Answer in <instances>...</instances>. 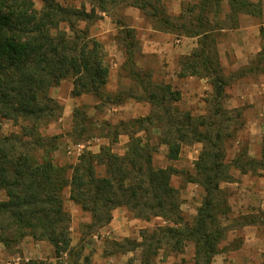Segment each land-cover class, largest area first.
<instances>
[{
	"label": "trees",
	"instance_id": "16d2710c",
	"mask_svg": "<svg viewBox=\"0 0 264 264\" xmlns=\"http://www.w3.org/2000/svg\"><path fill=\"white\" fill-rule=\"evenodd\" d=\"M40 1L41 7L35 0H0V191L6 195L5 200H0V242L10 246L31 236L53 246L57 264H92L83 255L82 247L72 244L71 216L63 201L64 190L70 187V198L91 214L96 226L108 225L112 212L119 207H126L138 218L157 216L172 222L142 235L143 242L135 243L142 248L143 264H150L165 244L178 253H184L190 245L194 248L192 264H213L228 230L221 218L231 211L221 184L233 179L232 165L242 173L264 170V150L261 159H250L246 148L235 163L225 160V142L234 134L228 124L229 111L223 106L229 79L216 47L217 33L227 27L215 23L223 13L224 0H199L179 16L170 15L161 0H89L90 12L66 7L59 0ZM120 4L140 9L154 30L199 38L198 47L180 58L178 77L207 79L212 87L211 98L206 100L210 113L195 117L180 109L177 104L181 91L136 67L134 53L128 47L125 55L132 61L130 77L140 93L138 96L133 89L129 94H115L114 102L120 105L125 97L137 98L154 105L159 114L131 122V127L137 129L128 133L130 141L125 154L102 146L98 153L81 154L75 165L59 166L51 155L57 147L55 138L42 132L62 110L51 90L71 78L73 96L111 97L103 91L111 70L105 46L87 31L78 30L75 21L89 19L97 10L108 12ZM228 5L226 20L232 23L229 27L238 25L241 13L260 14L258 3L250 0H228ZM62 23L68 24L74 35L55 33V27ZM124 33L123 41L135 40L133 29ZM261 33L264 37L263 28ZM263 51L250 70L264 73ZM78 117L76 110L77 126L93 124L86 113ZM6 121L18 129L5 134ZM157 122L159 126H154ZM145 123L163 128L157 143L168 147L170 160L179 159L183 145L203 144L195 162L194 182L203 188L204 197L191 222L184 221L171 184L175 171L154 165L157 148L150 143L152 137L143 126ZM83 128L81 135H89V130ZM141 131L147 135L138 136ZM68 169L72 170L70 178ZM8 232L13 235L10 237ZM125 242L129 244L128 240Z\"/></svg>",
	"mask_w": 264,
	"mask_h": 264
},
{
	"label": "rangeland",
	"instance_id": "374dc122",
	"mask_svg": "<svg viewBox=\"0 0 264 264\" xmlns=\"http://www.w3.org/2000/svg\"><path fill=\"white\" fill-rule=\"evenodd\" d=\"M35 1L38 7L42 6L40 0ZM59 1L66 7L85 8L88 12L92 8L89 0ZM161 1L164 9L172 16H179L186 8L199 2V0ZM225 3L226 0L223 1V12ZM179 7H181V12L176 14L174 9L177 8L178 11ZM258 8L259 15L262 16L264 13V0L258 2ZM223 16L224 13L218 17L215 23L227 27L231 26L230 19L223 20ZM210 17H212L211 14ZM75 22L78 30L87 31L90 36L99 39L105 46L109 55L111 70L109 82L103 91L111 97L104 96L100 99L91 94L73 96V81L71 78L61 82L59 86L51 90V96L59 103L62 110L59 112L60 116H57L55 120L43 127L42 132L48 137L54 136L55 138L57 147L51 155L57 165L67 167L75 165L81 154L84 152L98 153L102 146H111L114 153L125 154L130 141L128 133L130 131L135 132L137 129L131 127V122L136 119L133 112L142 110V107H147L149 115L159 114L154 105L137 98L125 97V101L120 105L114 102L115 94H129L133 89V93H140L138 88L135 89L137 84L130 77L132 61L127 59L125 55L128 47L134 53L133 63L136 64V67L143 69L145 73H151L150 76L154 80L170 83L174 89L181 91V101L177 104L180 109L190 111L195 117L209 115L210 104L206 100L211 98V85L207 81H200V78L195 76V78L186 79L185 83H181V80L174 78L172 75L174 70L176 71V68L179 67V60L183 54L175 52V49L150 56L144 53L146 47H143L142 34L147 33L150 36L156 34L147 32L148 30L144 31V29L154 28L151 20L140 9L120 4V6L109 9L108 12L97 10L89 19ZM123 28L125 30L133 29L135 40L123 41L125 37ZM261 28L264 29V25ZM54 32L57 34L66 32L68 35H74L68 24L65 23L56 26ZM174 37L178 38L175 34ZM183 38L185 37L182 36L180 39ZM132 42L134 44L130 46ZM181 43L176 41V45ZM262 49H264V37ZM261 57V65L264 68V56ZM257 61L258 56L252 63ZM252 63L244 68H233V71L230 69L231 72L227 73L229 84L226 88V98L223 100V106L229 111L228 116L231 119L228 124L232 126L231 131L234 134V137L225 142V160L227 163H235L239 159L242 150L246 148L250 159H261L263 156L264 128H262V134H259L262 136V141L258 147V140L253 136L251 130L252 123H250L249 117L251 104L246 103L238 108H228V104L232 103L231 96L233 95L229 87H232L237 80L245 76L260 79L258 74L262 72L249 69ZM76 110L79 111L78 118L83 117V113H86L89 119L93 121V124L89 123L83 126L89 130V135L83 137L80 132L83 127L74 124V111ZM159 124L157 122L154 126H159ZM143 126L149 129L151 133L149 137H152L150 143L157 148L153 154L155 167L171 168L172 171H175L171 177V184L178 196V203L184 221L191 222L197 215V210L201 206L204 197L203 188L194 182L197 178L195 162L203 150V144L195 142L183 145L179 159L170 160L168 158V147L157 143L163 128H154L152 123H145ZM17 129L12 122H4L3 131L5 134ZM117 132L120 133L118 136ZM137 135L145 137L147 134L141 131ZM252 151L257 152V154L252 153ZM241 159L239 162L243 163ZM230 171L233 177L230 182L245 183L241 179L243 177L241 170L232 165ZM99 172L104 174L101 170ZM71 173L72 170L68 169L69 178ZM249 173H251L252 178L259 181L257 178L263 174V170L259 169L255 173ZM249 180H247V184ZM221 186L227 193L231 211L227 216L221 218L223 226L228 230L220 243L219 253L214 257L213 264H264V210L255 208L263 199L258 196L260 195V185L259 187L255 186L254 193H257L256 196L258 197L254 201L256 205L253 208L255 209L251 212L246 211V209L243 211L238 204L239 197L242 196L243 191L245 192V190H241L244 187L241 188L237 184L228 185L227 182L222 183ZM70 190V187L64 190L63 201L64 208L71 216L72 244L81 246L83 255L88 256L92 264H143L142 248L136 247L137 243L143 242L142 235L145 236L157 231L160 227L172 225V222H167L162 217L152 216L149 219H142L136 217L126 207H119L112 212V220L108 225L96 226L92 222L91 214L84 211L70 198ZM5 199V192L0 191V200ZM175 200H177V197ZM8 235L11 237L13 234L8 232ZM126 240L129 241V244L125 242ZM133 248L134 250H131ZM193 256L194 248L190 245L184 253H178L171 246L165 244L159 250V253L150 260V264H192ZM0 263L57 264V259L54 248L48 241L35 240L31 236H27L20 242H12L10 246L0 242Z\"/></svg>",
	"mask_w": 264,
	"mask_h": 264
},
{
	"label": "crops",
	"instance_id": "0c3cea01",
	"mask_svg": "<svg viewBox=\"0 0 264 264\" xmlns=\"http://www.w3.org/2000/svg\"><path fill=\"white\" fill-rule=\"evenodd\" d=\"M250 1L258 3L260 0ZM174 10H176V14H178L181 12V7H179L178 11L177 8ZM229 11L230 8L228 0H226L223 12L224 16L222 17L223 20L226 19V14H228ZM238 19L239 21L237 26L226 27L220 30L216 39V47L221 64L223 68H225V74L231 72L230 69L244 68L250 65V63H252V61H254L258 54L262 51L263 36L261 33V27L264 25V13L262 16L241 13ZM145 30L156 34L155 36H150L147 33L142 34V39L144 40L143 47H146L144 53L149 56L159 52V54H161L162 52L170 51V49H175V52L183 55H189L193 48L196 49L198 47V37L184 36L185 38L180 39L182 37L181 36L176 39L172 33L157 31L154 29H144V31ZM176 41L182 43L180 45H176ZM179 71L180 67H177L176 71L174 70L172 75L174 78L181 80V83H185L186 79L195 78L194 76L179 78ZM258 75L260 76L259 80L251 76H245L237 80L232 87H229L233 92V95L231 96L232 103L228 104V108H238L246 103L251 104V114L249 116L250 123H252L251 130L253 136L256 140H258L259 147L262 141V136L259 134H262V128H264V74L261 73ZM200 81L206 82L207 79L200 78ZM142 108L144 110L134 111L133 116L136 118L148 116L147 107ZM252 153L257 154L255 151H252ZM242 176L243 177L241 179L242 181H245V183H238L237 181H234L233 183L227 182L228 185L237 184L240 185L241 188L244 187L241 190H245V192L243 191L242 196L239 197L238 201L240 208L243 209V211L246 209V211L249 212L255 208H261L264 210V170L263 174L257 178L259 181L252 178L251 173H242ZM248 179L250 180L247 184ZM259 185L260 195L258 196L263 199L260 201V204L257 205L258 207L253 208L256 205L254 201L258 197L256 196L257 193H254V189L255 186L259 187Z\"/></svg>",
	"mask_w": 264,
	"mask_h": 264
}]
</instances>
